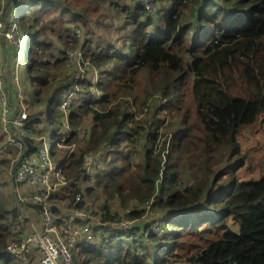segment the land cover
Segmentation results:
<instances>
[{
    "label": "trees",
    "instance_id": "1",
    "mask_svg": "<svg viewBox=\"0 0 264 264\" xmlns=\"http://www.w3.org/2000/svg\"><path fill=\"white\" fill-rule=\"evenodd\" d=\"M153 1V14L133 0H12L9 11L5 10V14H14L26 41L22 84L34 85L23 100L29 103V111L22 126L27 132L43 126L49 155L67 179L47 197L55 222H62L57 204L66 200L67 209L88 210L83 195L89 198L97 190L102 193L96 210L102 223L123 217L137 220L144 214L137 206L150 199L155 200L152 209L168 215L164 234L150 236L151 246L140 255L133 243L105 245L95 239L73 244L80 258L72 254V245L68 247L72 264H163L170 257H186L193 264H264V161L258 178L241 180L235 175L244 159L238 135L264 113V0ZM47 9L57 12L56 25L65 37L69 33L74 37L71 47L84 46L82 29L87 30L94 18L107 12L113 23L129 24L123 39L125 50L97 40L93 43L96 49L85 54L104 77L97 100L76 98L79 103L69 108L71 126L81 116L77 110L91 114L94 122L87 148L72 156L57 153V144L64 136L61 99L71 93L74 78L54 81L50 67L43 70L49 64L39 67L41 60L34 56L47 44L39 40L42 23L37 16L41 11L49 15ZM153 95L164 99L176 117V123L166 125L162 132L170 133L173 141L163 165L162 140L155 149L160 114L166 109L163 104L149 105L152 117L147 118V112L143 118V113L135 127L130 124L131 117L140 114ZM119 96L123 98L106 111L91 107L108 105ZM74 101L70 98L68 107ZM132 135L135 137L130 139ZM28 139L25 155H36L41 146ZM99 150L104 151V160L110 154L107 167L102 161L92 178L78 176L83 154ZM9 151L16 152L9 146L5 156L12 155ZM135 151L143 154L141 162L133 159ZM9 159L0 157V165L11 162ZM157 185L165 194L161 199ZM1 191L0 264H29L5 250L9 240L26 232V206L11 205L13 197ZM76 194L82 196L79 202L74 201ZM114 203L115 209L117 203L120 209L131 210L120 217L112 210Z\"/></svg>",
    "mask_w": 264,
    "mask_h": 264
},
{
    "label": "rangeland",
    "instance_id": "2",
    "mask_svg": "<svg viewBox=\"0 0 264 264\" xmlns=\"http://www.w3.org/2000/svg\"><path fill=\"white\" fill-rule=\"evenodd\" d=\"M18 1V0H16ZM136 2V0H133ZM12 0H6L5 4L3 6V15L1 16V20L3 24L5 25V19L8 20L7 25H12L11 27H6L5 29H1L0 25V53L4 54V59L8 61V63H4V67L6 68L8 72V84L9 88L13 91V96H11V106H12V98L15 96L17 91L21 90L19 100V104L16 106H23L25 109V114L29 111V103L23 101L25 96L28 95L29 91L27 89H31L34 85H29V87L24 86L22 84L23 74L22 72L25 71V64L23 63V60L25 59V51L27 50L26 41L19 40L18 35L23 34L22 26L19 27L15 23L14 20V14H5V10H8L10 8V5ZM50 10L49 15L45 14V12L41 11L37 14L39 21H41L42 25L40 27V35L39 40L45 41L47 44L41 45V49H37V52L34 54L35 57L38 58V60H41V63L39 65L42 66L44 64H49V66H45L43 70H46L50 67V72L54 75V81H60L65 79L68 76H71L75 78V75L78 77V81L75 82V85H73L74 90H76L73 94H71V98H75V101L73 102V106L68 107L67 104L65 106L64 100H66V97H63L61 99L63 104V110L65 115L67 116V125L61 124V131H68L71 129L68 135H64L62 137V140H60L57 144L58 151L57 153L61 155H73L78 154L80 149H86L89 139H88V132L89 129L94 126V122L92 119V115L88 114L86 115L82 110L75 111L76 113L81 114V116L77 117V126H71L68 122V112H70L69 108H74L76 104H78L77 97L84 98L86 95L96 88H99L100 84H102L101 80L104 77V74L100 72V67L95 66L89 59L87 54L90 53V49L95 50L96 46L94 45L95 41L100 40H108V42H111L113 45H115V48L125 50L126 44L123 42V39L128 35L129 32V24H124L118 20L113 21L109 19L110 14L109 12L106 13V15L100 17L99 19H93V21L89 24L88 29L85 28L82 29V35L81 37L82 42L84 46L80 47V55H75L73 52H70L68 50L77 49L78 47H71L70 40L74 38L71 33H69V37H65V32L62 28H59L56 25V16L58 15L56 11L53 9H47ZM9 11V10H8ZM7 11V12H8ZM6 12V13H7ZM14 20V21H13ZM47 22L50 24L47 25ZM6 26V25H5ZM4 26V27H5ZM50 26H54V29H50ZM16 27V29H15ZM58 33L61 34V37L58 36ZM81 33V32H80ZM85 40V41H84ZM88 40V43L86 41ZM81 42V43H82ZM94 43V44H93ZM21 48V49H20ZM61 50V51H60ZM82 51V52H81ZM73 53V54H71ZM76 58V59H75ZM59 60V62H57ZM73 60H78L81 63V68L77 67L75 62ZM54 64V65H52ZM1 65V60H0ZM74 65V66H73ZM73 74V75H72ZM66 79L65 81H67ZM64 81V82H65ZM101 81V82H100ZM7 83V82H6ZM15 84V86L13 85ZM58 85V84H56ZM55 85V86H56ZM144 82L140 84V86H143ZM15 88V90H14ZM72 90V89H71ZM15 92V93H14ZM152 98H148L144 104L142 105V111L143 107L146 104V102H149V105L153 106L159 102V97L153 95ZM123 97L119 96L116 99H113L111 103L105 106H100L99 104H95L93 109L99 110V111H106L110 106L113 105L118 99H122ZM73 100V99H72ZM129 102H132V99L129 100ZM17 102H14V104ZM61 104V107H62ZM136 110L140 113L141 109L136 108ZM166 117L167 126L170 124L176 123V117H174L172 114H170V109L166 108ZM147 118L152 117V109L147 110L143 114V118L147 115ZM164 113L160 114V117L163 118ZM43 126L42 125H36L33 127L32 131H29V135L32 137V139H28L29 142L36 144L39 142V145L41 146L40 150H49L47 147V143H45L46 138L44 137L43 133ZM15 130V129H14ZM73 133H75L73 136H71ZM19 131H15V135H18ZM40 134L41 137L38 135ZM135 135H133L134 138ZM132 136L130 139H133ZM40 140V141H39ZM2 140H0L1 142ZM64 141H68V144L63 143ZM173 141L170 142V146L172 147ZM238 142L240 144V155L244 156L243 164L241 166L236 167L235 175L238 179H248V178H258L261 172V165L264 161V113L260 114L258 119L254 124H250L246 126L245 128H242L240 134L238 135ZM50 143V141H48ZM136 143H133V146L135 147ZM129 148V146H127ZM122 149V147L120 148ZM134 148H131L133 150ZM129 150V149H128ZM49 152V151H48ZM123 152L126 153L128 151L123 148ZM9 154H12L11 156H17L18 154L16 152L9 151ZM85 154H89V152H86ZM142 154V153H141ZM140 152H136L133 155V159L136 161V163L142 161V156ZM50 163L53 168H55V163L53 158L48 155ZM107 160L103 161L104 167H107L108 159L110 158V154L107 153ZM12 167V163L10 161L4 162L2 165H0V188L2 189L1 193L6 194L7 196L11 195L14 200L11 201V205L20 207L23 209L24 204H20L15 199L19 196H22L25 192H29L32 190V188L28 186H13L10 184V181L8 177H10V169ZM52 168V170H53ZM51 179L53 182H56L54 178V171H51ZM86 183V181H85ZM84 183V184H85ZM78 184H80L81 188L83 189L84 185L80 183V180L78 181ZM160 184V183H159ZM57 188V186L55 187ZM156 190L159 193L160 199L164 197V193L159 188V185H157ZM158 193H155V199H157ZM81 195V194H80ZM102 198L101 191L97 190L96 192L92 193L89 198H87L85 195H83V200L87 203L85 204L86 207H89L88 211L92 212L93 214L100 215V213H97V206L100 204ZM82 200V196H81ZM65 201H61L57 206H60V209L68 208L65 206ZM24 208V215L26 216L27 220L25 222V230L26 233L29 231V227L34 225L37 226L38 224V207L32 206V205H25ZM85 209V208H83ZM115 211L119 212V215L122 217L124 215L125 210L119 209L118 204L116 203V209L113 208ZM32 210L36 211V214L31 215L30 213ZM126 215V214H125ZM168 216V215H167ZM167 216H164L166 218ZM57 230L62 238L65 239L64 234H62V227L57 226ZM153 231H157L156 228L151 229ZM153 233V232H150ZM23 235V236H24ZM20 239V238H19ZM18 239H11L7 242V244L10 241H15ZM152 241V239H151ZM6 244V245H7ZM150 242V246H151ZM5 245V250H6ZM72 250V254H74L75 258H80L81 255L77 254L78 249L76 246L72 245L70 246ZM30 257L28 258L27 262H22L18 259L21 263H29V264H39L40 259V252L37 250L36 247L30 246ZM155 255V254H154ZM153 255V256H154ZM152 259V257H149ZM183 260H188L190 264H193L188 258L186 257H177L172 258L168 260L169 262H165L163 264H180V262H183Z\"/></svg>",
    "mask_w": 264,
    "mask_h": 264
},
{
    "label": "built area",
    "instance_id": "3",
    "mask_svg": "<svg viewBox=\"0 0 264 264\" xmlns=\"http://www.w3.org/2000/svg\"><path fill=\"white\" fill-rule=\"evenodd\" d=\"M5 1L6 0H0L1 29L12 26H8L6 22L5 26L1 20V16L3 15L2 8ZM136 2L143 6L149 14L156 12V5L153 0H136ZM76 34H78V30H76ZM18 38L24 42L21 38V34L18 35ZM68 51L73 52L75 55L81 54L79 48ZM73 61L75 62L74 65L79 67V69H83L78 60ZM77 81L78 77L75 75L74 85ZM5 86L6 82L0 72V137H2V141L0 142V156L8 150L9 146L16 150L18 155L14 156L11 160L12 167L10 169L9 177L10 184L13 186H28L32 188V190L25 192L15 200L20 204L37 206L39 220V226L37 225L32 232L25 234L18 240L10 241L6 245V252L8 255L22 262H27L31 253L30 246H34L41 255L39 264H72V256L68 247L75 243H90L95 239L102 241L105 245L110 244L113 241H115V243H133L136 245L135 252L140 255L144 248L150 246V236L160 237L164 234L166 231L164 216H167V214H164L163 211L152 209V205L155 201L154 199L145 201L137 206V209L144 211L143 216L139 218L142 220L141 225L136 223L138 219L131 220L126 217L112 223H102L97 214H93L92 212L81 208H75L73 210L67 208H64L65 210L60 209V220L62 222L58 225V223L55 222L47 197L56 186L66 184L67 179L62 175L60 168L52 167L48 157V150H39L36 155H25L27 142L26 140L24 141V138H32L22 126V120L26 117L25 110L24 107L21 106L19 115L13 117V111L11 110ZM75 91L76 90L73 92ZM99 93V89L96 88L95 90L90 91L86 97L82 98V101H85L86 99V101H94L99 97ZM155 96L159 97L158 95ZM70 98L71 95H68L66 100H64L65 106L66 104L67 106L69 105ZM162 104L163 108H166L165 100L159 98V105L161 106ZM148 106L149 102L144 105L143 111H141L140 114L131 117L130 124L132 127H135L136 121L147 110ZM63 107V104L62 107L60 105V109L64 112L62 109ZM161 113H164V115L157 131L158 136L155 149L157 151L162 140V144H164V154L161 158V164L163 165L165 162L164 155L169 151L172 138L170 133L162 134L166 126V123L164 124V122L167 121V117L165 109L162 110ZM60 122L63 125H67V116L65 113L64 118H62ZM13 125L19 128L18 135H15L16 130H14ZM146 130L148 131L147 125ZM68 131L70 132L71 129ZM102 161H104V152L102 150L93 154H83L82 169L78 176L92 178L101 168ZM51 171H54L56 182H53L51 179ZM80 200L81 195L76 194L74 201L79 202ZM130 210V208H127L125 214ZM57 226L62 227V234H64L65 239L60 236ZM153 228H156L157 231L151 230ZM2 233H5V231H2ZM180 264H190V262L188 260H183Z\"/></svg>",
    "mask_w": 264,
    "mask_h": 264
},
{
    "label": "crops",
    "instance_id": "4",
    "mask_svg": "<svg viewBox=\"0 0 264 264\" xmlns=\"http://www.w3.org/2000/svg\"><path fill=\"white\" fill-rule=\"evenodd\" d=\"M12 13V12H11ZM5 21H6V23L8 24V20L7 19H5ZM107 43H109V44H111L112 46H114L115 47V45H113L111 42H108V40H105ZM61 51V50H60ZM4 54H2V53H0V60H1V65H0V72H1V74H2V76H3V78H4V80H5V82H7L6 83V86H5V90H6V93H7V96H8V98H9V102H10V106H11V101H10V99H11V96H13V91L9 88V84H8V82H9V80H8V72H7V70H6V68L4 67V63H8V61H6V59H4V56H3ZM14 86H15V84H13ZM73 85H72V90H71V93L69 94V95H71V94H73L74 92H73ZM99 89V88H98ZM14 90H15V88H14ZM99 92H100V90H99ZM15 93V92H14ZM19 94H21V90L20 91H17L16 92V94H15V96L12 98V101H13V103H12V106H11V110L13 111V117L15 116V115H19V112L21 111V107H19V106H16V105H18L19 104V100L21 99V97H20V95ZM99 96H101V92L99 93ZM77 98H80V100H82V98L81 97H77ZM99 98V97H98ZM97 98V99H98ZM96 99V100H97ZM14 102H17V103H15L14 104ZM90 104V103H89ZM25 110V109H24ZM11 111V112H12ZM70 113V112H69ZM16 131H19V128H17L16 129ZM29 133V132H28ZM69 134V132L67 133L66 131H64L63 132V135H68ZM39 135V134H38ZM62 135V136H63ZM73 135V134H72ZM40 137H41V135H39ZM32 139V138H31ZM62 140V139H61ZM24 141H25V138H24ZM65 142V141H64ZM68 143V141H66V143L65 144H67ZM104 152V151H103ZM6 153V152H5ZM5 153L3 154V155H1L0 157H2V158H10L9 160H11L13 157H14V155L13 156H11V155H6L5 156ZM51 156V155H50ZM68 156H71V155H68ZM6 160V159H5ZM105 160H106V158H105ZM62 175H63V173H62ZM64 176V175H63ZM77 181H79V180H77ZM67 183V182H66ZM62 185H65V184H62ZM80 185V184H79ZM114 206L112 207V210H114L113 208L115 207V203L113 204ZM118 207H119V209H120V206L118 205ZM131 209V208H130ZM133 209H135V208H133ZM115 211V210H114ZM115 213H117L118 215H119V212L118 211H116ZM31 215H34V214H36V211L35 210H32V212L30 213ZM120 216V215H119ZM121 217V216H120ZM25 218H26V216H25ZM26 220H27V218H26ZM136 223L137 224H139V225H141L142 224V220L141 219H138L137 221H136ZM38 226H39V224H37ZM36 228V226H34V225H32V226H30L29 227V231H28V233H30V232H32L34 229ZM25 233V232H24ZM27 234V233H26Z\"/></svg>",
    "mask_w": 264,
    "mask_h": 264
},
{
    "label": "clouds",
    "instance_id": "5",
    "mask_svg": "<svg viewBox=\"0 0 264 264\" xmlns=\"http://www.w3.org/2000/svg\"><path fill=\"white\" fill-rule=\"evenodd\" d=\"M25 41V40H24ZM74 48V47H73ZM0 140H2V137H0ZM12 160V159H11ZM9 181H10V178H9ZM13 200H14V198H13Z\"/></svg>",
    "mask_w": 264,
    "mask_h": 264
}]
</instances>
